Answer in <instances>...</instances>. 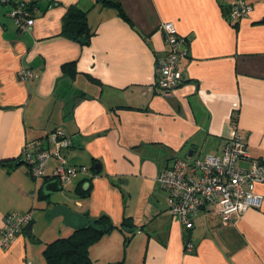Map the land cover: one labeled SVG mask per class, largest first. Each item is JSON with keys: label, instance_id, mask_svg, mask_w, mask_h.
<instances>
[{"label": "crops", "instance_id": "0c3cea01", "mask_svg": "<svg viewBox=\"0 0 264 264\" xmlns=\"http://www.w3.org/2000/svg\"><path fill=\"white\" fill-rule=\"evenodd\" d=\"M115 1L128 20L96 0H38L26 32L0 3V164H7L0 166V228L11 212L33 218L32 233L28 224L0 248V264H48V244L101 216L117 228L89 248L93 264H264V205L227 223L202 209L188 252L158 182L178 159L220 155L236 130L264 163V0L239 24L230 18L236 0ZM72 6L88 13V45L63 34ZM165 22L189 40L179 62L183 81L169 96L156 86ZM24 68L29 81L20 77ZM56 129L72 142L63 151L68 164L87 166L92 177L42 196L57 162L34 181L22 151ZM256 190L264 196V183ZM125 220L131 228H122Z\"/></svg>", "mask_w": 264, "mask_h": 264}, {"label": "built area", "instance_id": "2783aa9c", "mask_svg": "<svg viewBox=\"0 0 264 264\" xmlns=\"http://www.w3.org/2000/svg\"><path fill=\"white\" fill-rule=\"evenodd\" d=\"M257 1L236 0L231 8V20L239 24L249 18ZM0 2L6 4L8 0ZM28 2L21 0L8 13L19 32L30 31L35 22L36 8L30 10ZM159 29L165 36L168 48L158 69L156 86L164 96H169L183 81L179 62L187 54L189 40L178 34L172 22L163 23ZM20 77L29 81L33 74L24 68ZM47 142L54 146L53 150L45 147ZM71 146L72 142L66 133L62 129H56L47 138L27 142L21 158L34 181L47 178L48 164L52 159L55 160L57 165L51 176L64 189L79 175L92 177L87 166L68 164L63 151ZM241 161L250 162V167H239ZM158 182L169 196L170 213L180 222L185 234L194 228L195 218L202 209L207 208L209 213L227 223L234 216H241L264 205V196L256 190L259 183H264V163L252 158L244 136L237 130L234 137L222 145L220 155L208 156L193 163L178 159L171 168L161 172ZM32 219V211L7 214L4 225L0 228V248H8ZM184 245L188 252L195 248L190 240L184 241Z\"/></svg>", "mask_w": 264, "mask_h": 264}, {"label": "trees", "instance_id": "16d2710c", "mask_svg": "<svg viewBox=\"0 0 264 264\" xmlns=\"http://www.w3.org/2000/svg\"><path fill=\"white\" fill-rule=\"evenodd\" d=\"M27 1H29L27 7L30 10H35L38 0ZM96 1L97 3H102L104 6L116 8L120 15L127 19L121 5L115 0ZM19 2L21 1L14 2L13 0H8L6 4L0 3L4 6L10 5L11 10ZM87 17V12L80 10L76 6L70 7L63 18V34L72 40L80 42L82 45H88L94 32L89 26ZM65 69H69V66H64ZM6 165L5 163L0 164V166ZM79 193L82 197H86L89 194V189H80ZM131 226V222L125 220L122 228H131ZM116 228L107 216L90 220L87 225L74 231L69 238H61L48 244L44 252L45 258L48 264H93L89 257V248ZM190 232L186 233L184 241L190 240Z\"/></svg>", "mask_w": 264, "mask_h": 264}, {"label": "water", "instance_id": "95a60500", "mask_svg": "<svg viewBox=\"0 0 264 264\" xmlns=\"http://www.w3.org/2000/svg\"><path fill=\"white\" fill-rule=\"evenodd\" d=\"M61 190H62V187L60 186L59 181L55 180V181H52V182L48 183L45 186V188L42 191V196L49 195V194H52V193H57V192H59ZM32 227H33V224H30L29 225V229H28V231L30 233H32Z\"/></svg>", "mask_w": 264, "mask_h": 264}]
</instances>
